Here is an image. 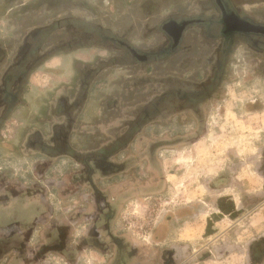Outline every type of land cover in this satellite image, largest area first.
Segmentation results:
<instances>
[{
	"label": "rangeland",
	"instance_id": "374dc122",
	"mask_svg": "<svg viewBox=\"0 0 264 264\" xmlns=\"http://www.w3.org/2000/svg\"><path fill=\"white\" fill-rule=\"evenodd\" d=\"M227 1L264 24V0ZM210 14L205 0H0V85L36 30L40 55L102 43L37 66L0 124V192L15 193L0 203V264H115L119 244L172 248L175 264H264V34L229 49L223 80L195 110L182 109L191 99L174 96L176 80L206 77L216 42L192 26L179 49L157 54L169 16ZM67 122L70 154L29 146L52 145L53 124Z\"/></svg>",
	"mask_w": 264,
	"mask_h": 264
},
{
	"label": "flooded vegetation",
	"instance_id": "af4514ba",
	"mask_svg": "<svg viewBox=\"0 0 264 264\" xmlns=\"http://www.w3.org/2000/svg\"><path fill=\"white\" fill-rule=\"evenodd\" d=\"M205 3L216 8L218 12L217 18L210 14L207 18H174L169 16L167 20L162 23L161 30L165 37L164 45L158 50L157 54H167L175 49H179L184 41L186 30L189 27L196 26L199 29V36L204 44H213L216 42V57L213 62L211 72L200 81L189 82L183 78H177V82L180 86L176 87L174 96L182 102L185 98L191 99V103H184L182 109L195 110L196 106L210 98L215 92L216 88L220 85V82L224 77L226 55L229 53V49L236 43H250L247 38L248 35H262L264 34V24L254 22L248 18L245 14L240 13L238 10L231 8L227 0H205ZM207 9L212 8L207 5ZM59 22H55L54 25ZM97 30V29H96ZM217 34H211L212 31H216ZM102 32V30H100ZM42 30H36L32 34H29L27 39L22 42V46L19 47L18 55L14 58L13 62L5 68L2 72L1 85H0V124L5 118L7 112L14 108L18 102L22 89L26 83L29 74L47 59L60 54L63 49H77L86 46H97L102 44L101 41H97L95 38H90L88 42L82 43L81 41L69 40L55 46L49 52L40 55L39 49L41 46V39L39 35L42 34ZM93 36H96L94 34ZM102 37V36H101ZM83 44V45H82ZM90 44V45H87ZM123 46L130 49L131 53L137 57L139 54L130 46L123 43ZM154 52H148L144 54V58L150 59L153 57ZM199 73H196V77ZM84 85V83H83ZM82 85V87H84ZM171 91L166 92V96H171ZM80 96V94H79ZM77 96L74 100V104H78ZM168 100V99H167ZM166 100V101H167ZM165 101V102H166ZM61 114L68 115L65 110H61ZM68 119V118H67ZM70 121V118H69ZM70 122L66 124L57 123L52 126V145L45 144L43 142L29 143L30 147L39 148L43 152H51L54 154H70L69 146L67 145L66 135L67 128L70 127ZM115 143H118L115 142ZM50 153V154H51ZM120 248L118 254L115 256V264H124L128 258V253L123 248V244H119ZM118 245V246H119ZM174 251L172 248H164L160 252L161 264H175L172 258H174Z\"/></svg>",
	"mask_w": 264,
	"mask_h": 264
},
{
	"label": "crops",
	"instance_id": "0c3cea01",
	"mask_svg": "<svg viewBox=\"0 0 264 264\" xmlns=\"http://www.w3.org/2000/svg\"><path fill=\"white\" fill-rule=\"evenodd\" d=\"M55 59V57H51L49 59L46 60V63L48 62H53ZM114 186V185H113ZM26 191V190H24ZM15 193L11 192L9 190H2V192H0V203H7V201H11L13 196H14ZM25 194H22L20 196L16 195L14 198H19L20 201H31L33 200V198H29L27 196H24ZM138 253H134V252H131V261H127L125 260V263L124 264H161V260H160V253H158V255L156 254H148V252H139L137 251ZM157 257H158V261H157ZM114 259V258H113Z\"/></svg>",
	"mask_w": 264,
	"mask_h": 264
},
{
	"label": "trees",
	"instance_id": "16d2710c",
	"mask_svg": "<svg viewBox=\"0 0 264 264\" xmlns=\"http://www.w3.org/2000/svg\"><path fill=\"white\" fill-rule=\"evenodd\" d=\"M159 100H161L160 98H159ZM157 102H160V101H158V99H156V101L154 100V101H152L151 103H149L147 106H146V119L149 117V115H147V114H150L149 113V109H153L154 110V108L157 106V108H155V111H156V109H158V105H157ZM103 151L104 152H107V148H103ZM107 153H109V152H107Z\"/></svg>",
	"mask_w": 264,
	"mask_h": 264
}]
</instances>
